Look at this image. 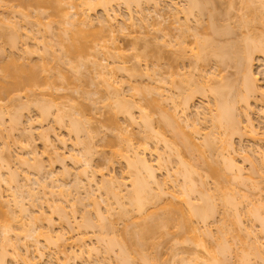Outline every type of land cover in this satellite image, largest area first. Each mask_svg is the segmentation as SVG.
Instances as JSON below:
<instances>
[{"label": "rangeland", "instance_id": "374dc122", "mask_svg": "<svg viewBox=\"0 0 264 264\" xmlns=\"http://www.w3.org/2000/svg\"><path fill=\"white\" fill-rule=\"evenodd\" d=\"M88 1L50 0L47 4L41 5L44 7H38L33 3V5H29V3L24 5L21 0H0V83L3 80V67L13 61L39 64L43 60L44 64L43 61L41 64L45 65V69L41 72L43 76L41 81L45 84L31 89L21 87L16 91H0V173L2 174L0 176L7 180V185L12 187L9 191L6 184H0V191H2L0 202L3 206L1 207L3 211H0V245L4 241L2 240L3 232H1L4 226L10 225L8 232H11L8 233L11 243L9 246L4 243L8 253L4 252L5 257L3 255L4 260L2 259V261L4 262L2 264H125L127 261L130 262L129 264H203L209 252L217 247L218 238L216 239V236L218 237L220 230L218 227H221L223 221L226 222V226L228 224L230 229L228 231L227 228L225 229L226 226L222 225L225 230H221H227V235L226 232L224 233L226 237L221 235L222 241L227 244H224L227 247H225L226 250L220 254V258L224 259V264H264V222L261 221L262 217L264 221V206L258 207L257 205L258 202L264 204V54H262L264 50H259L260 52L254 50V54H252L254 59L252 58L253 64L250 66L252 69L250 72L256 79L254 84L256 82L257 90L251 89L253 93L247 92L241 85L244 73H246L243 71L245 68L239 72L237 68H241L242 65L236 66L235 69L237 61L233 62L240 59L238 54L242 57V51H245L243 49L246 46L244 41L248 36L249 40H253V42H249L247 39L248 44L251 43L250 46L253 45L252 43H257L262 48L263 43H260L264 40V0H207V2H201L202 4L206 3V5H200L202 9L207 7V10L204 8L205 12L201 11L203 17L200 13L201 17L198 16L193 10L194 17L189 15L188 21L185 22H188L189 24H187L193 29L201 26L195 29L197 34L199 29H202V32L199 31L198 34L199 39L202 40L208 35L210 38H206H209L210 45L213 42L216 43L213 46L218 44L222 48L226 42L231 44L235 42L238 43L237 47L242 53L238 50L237 56L233 53L236 57L231 58L232 56L228 52L232 53L230 50L235 43L231 48L230 44H226L225 46H229L228 49H230L227 50L225 47L221 49L228 51L227 54L225 52L223 60L217 58L218 52L216 54L215 51L209 49V53L212 51L215 56H211L212 52L209 55L205 51L203 52L205 53L204 58L201 53L200 58L202 57V59L196 61L194 57L189 56L191 49H195V39L189 37L192 34L187 35V32L192 33L193 29L190 28L186 32L184 28H177L185 23L184 21L182 24L179 23L183 20L184 12H178L177 15L174 12V7H182L181 10L186 9L187 0H156V3H152V0H141L139 5L136 3L134 5L132 2L131 5L126 4L124 0H114L108 4L107 11L100 6L87 9L85 2ZM37 11L40 13L39 16L36 14ZM207 12H212L213 16L211 17ZM105 14L108 16L105 17ZM176 16L181 19H178L179 22L176 20ZM107 17L110 20V26L104 27L98 34L94 54L91 52L86 57L87 60H84V64L82 62V66H77L78 70L76 68L68 71L66 65L69 63L65 61L71 59L67 58L68 54L64 48L70 43L71 34L77 29L97 31L101 25L97 20ZM34 18H38V20L41 18L39 25L35 23ZM87 18L92 20L91 25L82 24L81 19ZM199 18L202 19V22ZM210 19L216 20L213 26L217 24V28H220V25L222 27L223 24L224 26L228 25V28H231H229L231 31H229L231 34L228 32L229 36L234 33V37L228 38L227 33L221 37L218 36L220 40L216 34V37L211 34L212 38L209 35L210 30H207V26H211L208 25ZM218 21L219 23H217ZM33 23L37 26H34ZM244 23L247 28L243 25ZM204 24L207 25L206 28L203 27ZM225 27L223 28L226 29ZM178 29L186 32V38H188V40L185 38L184 44L182 43L183 47L185 46L189 51L186 53L187 50L184 47L185 58H178L180 53L175 50L179 46L174 44L177 37L179 39ZM14 30L16 31L15 37ZM204 31L209 33L206 32V35ZM26 34L36 36L38 43L36 42L34 45L33 39L24 38ZM203 34L206 36L202 37ZM223 37L225 40L227 39L226 42H223L225 41ZM214 38L218 39V43L217 39L213 41ZM196 39L198 40V37ZM12 40L15 42V47L11 46L14 43ZM24 47H27L31 53L24 54L21 51ZM215 49L213 48V50ZM178 50L181 51V49ZM51 51H54L52 55L57 56L52 57ZM107 51H110L115 57H111ZM173 51H176L174 54L178 55L177 60L174 58L176 56ZM186 54L188 55L186 56ZM183 55L184 53L181 56ZM242 60L240 59L238 62L241 63ZM93 62L104 67L102 68L103 72L110 73L109 81H122L123 84L120 86V82L114 83L115 85L112 83L116 88L108 87L96 74L98 68L96 67V70ZM237 65L239 64L237 63ZM118 66H124L125 69ZM172 72L174 74L177 72L181 77ZM63 76H67V78H63ZM190 79L193 82H189ZM157 87H160L159 91L163 97L156 94ZM211 87L222 91V97L226 101L223 105H227L226 108L234 106V108L232 106L230 108L231 110L235 109L232 110V113L239 119L238 131L230 133L228 127L224 126L223 128V122L219 120V123L216 122L217 120L216 123L214 122L212 116L218 114L216 105L220 104L217 100L222 97L215 99L220 93L213 97V94L216 93L211 91ZM191 89H195V92L191 93L190 97L186 94L189 98H187L186 104L183 96ZM166 96L167 98H165ZM122 97L127 104L126 108L130 107L128 110L132 113L133 119L131 120L127 119L126 114L123 115L116 111V104L122 103H117L118 99L124 100ZM227 103L231 105L228 106ZM173 104L177 105V107L173 106L177 108H175L177 113L181 108L185 109L183 110L184 116L179 112L178 118L175 111L181 130L179 127H172L176 122L175 116H173L175 119V122H172L173 125L169 115H167L169 120L163 118L165 122L161 121L160 109H165L164 111L172 115L174 113L172 111ZM223 105H219L220 108ZM43 108L46 110V113L45 110L42 112L45 113L44 115L40 113ZM231 110L229 109L230 112ZM143 112L145 113L143 118L153 128L146 134L145 139L147 131L143 133V130L146 129L141 116ZM183 117L188 120L184 122ZM164 123L168 127H165ZM191 124L193 127L196 126L197 130L199 129L197 131L194 128L197 133L193 131ZM250 125L254 129L253 134H249ZM169 126L178 129L174 131ZM71 127L77 129L73 130ZM176 132L179 135H188L197 145L194 147L190 140L192 147L186 149L188 146H182V143H179L182 138L176 134L180 139L178 143L185 147L182 148L176 143L182 148L179 151H183L180 157L193 167L190 178L193 180L195 188L190 190L191 192L187 190L191 202L193 199L195 204H203L204 199L205 202L209 201L208 205L215 203L216 206V208L214 207L215 214L207 217L203 220L204 222L196 218L193 219L192 225L195 230L191 234L185 229L177 227L176 223L180 220V214L171 208L170 204L178 205L184 211L187 206L179 204L170 195L153 198L144 205L140 212H132L128 198L123 197V194L125 196L126 191L130 189L129 181H124L125 184L119 187L118 191L114 190L111 184L110 187L107 185L109 188L112 187L114 192L120 193H117L119 198L123 197L119 200L121 204L119 206L124 210L127 207L126 209L132 212L128 211L131 214L123 216L117 212L118 209V211L121 209L116 206L117 201L112 203L115 197L112 196V193L109 196L110 193L106 194L108 191L104 190L107 188L105 186L108 182L104 181L106 182L104 186V183L100 181V173L112 175L119 180L123 176L126 177L128 173L131 174L132 171L130 172V169L128 170L126 167V161L121 156L114 154V151L123 153L126 142L130 139L135 146L145 147L144 156L148 160H152L157 181L162 188L165 187L168 191H173L177 197L181 186H184L182 188L185 189L187 185V182L183 180L185 171L182 166L177 165V160L175 162L174 159L176 156L174 148H179L174 146L178 145L172 144L173 148L170 146L172 149L165 147L173 142L171 140L177 142L178 138L174 137ZM209 133L212 134H210L211 137L208 136ZM212 136L216 138L215 142L212 140L214 143L211 148L210 143L209 145L204 143H207L205 138L211 139ZM187 139L189 141V138ZM164 140L171 142L165 145ZM182 141L188 144L184 139ZM222 141L223 143L220 145L219 143ZM225 143L230 147L228 146L222 153L219 147L223 148ZM223 144L224 146H222ZM53 148H57L58 157L50 158V155L48 158V153ZM29 151H34L38 160H32ZM70 153L73 156L76 155L77 163V160L73 161L69 158ZM155 154H162L163 161H160L164 165L161 169H158L154 163ZM223 154L225 156L229 154L234 163L241 166V177L229 179L232 174L227 173L228 169L224 170L225 165L221 160ZM84 163L86 166L89 163L91 168H86ZM3 164L6 167H3ZM37 165L44 168L41 167V170L37 168V171ZM7 167L8 169H6ZM83 167L88 169L84 168L87 172L85 174L82 172L84 176L80 172ZM214 168H217L216 171L222 169V177L215 178L217 173L213 170ZM230 172L234 171L229 170ZM92 173L95 184L89 183ZM141 174L143 175L142 172ZM200 174L203 177L202 184L198 180L201 178ZM25 176L29 179L25 180ZM90 180L92 181V179ZM215 183L219 185L218 188ZM16 187L17 189L22 188L21 192H23L20 194V190L16 191ZM26 189H33L29 193L31 196L26 194L27 192L24 191ZM14 191L16 192L14 193ZM17 192L21 197L18 201L22 200L19 202L21 205L23 204V208H26L25 214L22 210L19 211L20 206L17 207L13 204L10 193H14L13 197L15 198ZM221 197L231 200V204H236V209L239 211H237V218L230 206L226 207L218 202V198ZM105 198H108L106 199L108 203L110 202L106 207L109 213H106ZM111 203L115 205L112 207ZM96 207L103 215H100L101 219L96 215ZM10 213H14V215ZM171 214L173 220H168L171 221L170 223L166 221L167 219L166 222H163L164 218H169L172 216ZM6 215H8L7 219L9 215L14 218L12 220L9 218L7 221ZM151 220L155 222L159 220L160 223L168 224H164L165 226L160 229V225L153 224L157 225L154 227L156 230L154 228L152 230L155 233L152 232L151 236L150 234L149 236L145 235L148 238L145 237V243H143V238V246L140 245L143 247H141L142 251L139 247L141 252L138 251L140 253L134 254L133 251L138 250L136 249L138 246L136 248L134 246L137 244L138 235L143 230L141 227H145V223L151 226ZM85 221L86 223H84ZM20 226L24 230L20 229ZM28 229H30L31 237L25 236ZM17 234L19 241L14 238ZM101 236L105 237V241L100 240ZM134 240L135 250L130 249L129 251V256L132 255L131 258L126 256L123 259L122 255L120 256L121 249L119 247L126 244H123L124 241H133L130 243H134ZM106 242L112 246L111 249L109 248L110 250L105 249L104 246L109 247ZM128 246L132 248V245L128 244ZM1 248L5 247L1 246ZM131 250L133 251L131 252Z\"/></svg>", "mask_w": 264, "mask_h": 264}, {"label": "bare ground", "instance_id": "6f19581e", "mask_svg": "<svg viewBox=\"0 0 264 264\" xmlns=\"http://www.w3.org/2000/svg\"><path fill=\"white\" fill-rule=\"evenodd\" d=\"M21 1H23L22 3L24 4V5H26L27 3H29V5L31 4V5H37L38 7H44V6H41V5H44V4H47L50 0H21ZM110 1H114V0H97V1H94V0H92V1H88V2H85V4L87 5V9H91V8H93V7H96V6H100V7H102L103 8V10H105V11H107V6H108V4H110ZM143 1H151V0H143ZM186 1V0H185ZM24 2H26V3H24ZM124 2L126 3V4H130L131 2L132 3H134V5H135V3H136V5H139L140 3L139 2H141V0H124ZM157 1L156 0H152V3H156ZM188 4H186L185 6H186V9H180V8H182V7H180V8H177V7H174L173 9H174V12H176L175 14L177 15V13L178 12H184L183 14H184V16H183V20H182V22L180 21H178V19H180V18H178L177 16L175 17L176 18V20L179 22V23H184L185 21H188V16L190 15V16H193L194 14H192L193 13V10H194V12L196 11V14H198V16H200L199 15V13L201 14L203 11H204V8L207 10V7H203V9H202V6H200V5H206V3H204V4H202L201 2H207V0H205V1H201V0H187L186 1ZM200 2V3H199ZM33 3V4H32ZM28 5V4H27ZM131 5V4H130ZM157 5H158V3H157ZM157 5H155V6H157ZM215 6H217V5H215ZM216 8V7H215ZM213 9V8H212ZM205 10V11H206ZM209 10V9H208ZM82 11V10H81ZM202 11V12H201ZM204 11V12H205ZM216 11V10H215ZM215 11H212V12H215ZM38 12V11H37ZM212 12H207V13H209L210 14V16L212 17L213 16V14H212ZM106 13V12H105ZM36 14H38V16L40 15V13L38 12V13H36ZM81 14H83V13H81ZM174 14V15H175ZM212 14V15H211ZM216 14H217V12H216ZM202 15V14H201ZM214 15H215V13H214ZM105 17L106 16H108L107 14H105L104 15ZM217 16H219V15H217ZM37 17V16H36ZM194 17V16H193ZM201 17V16H200ZM202 17H203V15H202ZM207 17H209V15H207ZM210 17V18H211ZM39 18V17H38ZM38 18H34V21H35V23L37 24V25H39V22H40V19L38 20ZM214 19H215V16L213 17ZM101 19V18H100ZM100 19H98L97 21H98V23L99 24H101L100 25V28L97 30V31H83L82 29H77V31H75L74 33H72L71 34V37H70V43H68L67 45H66V47L64 48V50H65V52L68 54V56H67V58H70L71 60H69V59H67V61H65V62H67V63H69V64H67V63H64L67 67L66 68H68L67 70L69 71V69H70V71H72V70H75L76 68H77V66L79 67V65L80 66H82L83 64H84V60L86 59L87 60V56L88 55H90V53L91 52H93V54H94V52H95V49H96V46H97V42H96V39H97V37L99 36L98 34H100V31L102 30V29H104V27H108V26H110V20H109V18L107 17V18H105V19H103V20H100ZM130 19V18H129ZM199 19H201V18H199ZM216 19H217V17H216ZM218 19H219V17H218ZM181 20V19H180ZM34 21H32V22H34ZM54 21H56V20H54ZM184 21V22H183ZM194 21V20H193ZM201 22H202V19L200 20ZM204 21V20H203ZM208 21H209V19H208ZM207 21V22H208ZM213 20H211L210 19V22H208V25H211V26H207V30L209 31L210 30V32L211 33H209V32H207V33H209V35L210 36H212V35H214V37H216V35H217V38H218V36L219 37H221V36H223V35H226L229 31H230V29L228 28V25H226L225 24V26H227V27H225L224 26V24L223 23H221V24H223L222 25V27H221V25H220V28H217V24H214V26H213V23H216L215 21L216 20H214L213 22H212ZM68 22V21H67ZM81 22H82V24H84V25H86V26H88V25H91L92 24V20L91 19H81ZM196 22V21H195ZM245 22V21H244ZM188 23V22H187ZM186 22L184 23V24H182L183 26H181L180 24V26H178L177 28H184V31H185V29H186V32L188 31V29L190 30V28H191V30L193 29L191 26H189L188 24H187ZM210 23V24H209ZM217 23H219V21L217 22ZM246 23H247V21H246ZM34 24V23H33ZM36 24H34V26L36 25ZM197 24V23H196ZM195 24V25H196ZM199 24V23H198ZM202 24V23H201ZM36 25V26H37ZM200 25V24H199ZM203 25V24H202ZM243 25H245V23L243 24ZM197 26V25H196ZM195 26V27H196ZM206 26H205V24H204V26L203 27H205L206 28ZM201 27V26H200ZM199 26L197 27V28H200ZM212 27V28H211ZM223 27H225L226 29H224ZM245 27H246V25H245ZM176 28V29H177ZM197 28H195V29H197ZM209 28V29H208ZM247 28V27H246ZM195 29H193V32L191 33V32H187V35L188 34H192V35H190L189 37L191 38V39H195V41H194V45H195V49L193 48V49H191V51L189 52L188 50H187V48L185 47V49L187 50L186 51V53L187 52H189V53H191L189 56H192V57H194L195 58V61L197 60V59H202V57L200 58V56H202L201 55V53H203V52H205V53H209V49H211L213 52L215 51V53L216 54H218L219 53V56L217 55V58L219 57L220 59H222L226 54H227V50H229L230 48H231V46H232V44H234V43H227L226 42V40L229 38V37H232L233 35H234V33L232 34V36H229L231 33V31L227 34V36H228V38L226 37V36H224V37H226L227 39L225 40V38L223 37V39L225 40V41H223V39L221 40V44H222V41L223 42H226L225 43V45L226 44H230V48L228 49V47L227 46H223L222 48H224L225 47V49H227V50H221L222 48L221 47H219V45L217 44V45H215V46H213L214 44H216V43H211V45H210V41H209V36L206 34V32L204 31V33L207 35H204L203 34V36L202 35H200V36H202V37H204V36H206V37H209L208 39L206 38V37H204V39H202L201 40V38L199 39V31H201L200 29H199V31H198V34H197V32H196V30ZM212 29V30H211ZM38 30V29H37ZM179 30V31H178ZM177 31H178V34L179 35H177V36H179V39H178V37H177V39H176V43H174L175 45H179V46H177L176 47V51H177V53H180V54H178V55H180V56H178L177 54L175 55L174 53H176V51L174 52L173 51V54L176 56V57H174V58H176V60H177V56H178V58H183L184 56H185V52H184V47H183V44H184V42H185V38L187 37L186 36V32H184L183 30V32L180 30V29H178ZM36 31V30H35ZM35 31H33V32H35ZM195 31V32H194ZM16 31L14 30V32H13V35H14V37L16 36V34H14ZM182 32V33H181ZM202 32V31H201ZM200 32V33H201ZM213 32V33H212ZM247 32V31H246ZM194 33V34H193ZM202 34V33H201ZM212 34V35H211ZM216 34V35H215ZM245 34H247V33H245ZM195 35V38H193V36ZM196 35H197V37H198V40L196 39L197 37H196ZM24 36V35H23ZM161 36H163V35H161ZM248 36V35H247ZM234 37V36H233ZM232 37V38H233ZM236 37V36H235ZM246 37V36H245ZM24 38H26V39H33V41L35 42L34 43V45L36 44V42L38 43V38L35 36H33V35H25L24 36ZM212 38H213V36H212ZM217 38H214L213 39V41H216L215 39H217ZM13 39H15V38H13ZM187 40H188V38H186ZM219 40H220V38H218ZM218 39H217V43H218ZM246 39V38H245ZM247 39L249 40V36L247 37ZM247 39H246V41H247ZM179 40V41H178ZM186 40V41H187ZM262 40V39H261ZM260 40V41H261ZM229 42H230V39L228 40ZM234 41V40H233ZM246 41H244V43H245V45L247 46H245V48L243 49V50H245V51H240L239 50V48L237 47V44L235 43V50L233 51V49H234V46H232V48H231V50L230 51H232V53H229L228 52V54L230 55V56H232L231 58H233V56L234 57H236L237 56V54L239 53V52H241L243 55H242V57H241V55L240 54H238V57H240V59L242 60V58H243V60L241 61V63L240 62H238L239 60H234L233 62H236L237 61V63L239 64V65H237V63L235 64V69L238 67V66H240V65H242L241 66V68H237L238 69V71L239 70H241V69H243V68H245L246 69V71H245V69H243V71L244 72H246V73H244L242 76H243V80L241 81V85L242 86H244V90H246L247 92H249V93H253V91H257L256 90V86H255V84H256V82H255V84H254V81H256V79L254 78V76L252 75L253 73L252 72H250V70H252L251 69V67L250 66H252V58L254 59V57H252V54H254V50L255 51H258V52H260V51H263L264 50V40L260 43V44H262V48L261 47H259L258 45H257V43H252L253 45L252 46H250L249 44H251V43H249L248 44V41L246 42ZM259 41V42H260ZM12 42H14V40H12ZM249 42H253V40L251 39V40H249ZM183 43V44H182ZM191 43V42H190ZM247 43V44H246ZM224 44V43H223ZM187 45H188V43H187ZM248 45H249V47H248ZM12 47H15V42L11 45ZM211 46V47H210ZM239 46V45H238ZM61 47V46H60ZM189 47V46H188ZM210 47V48H209ZM181 49V51L180 50H178V49ZM190 48V47H189ZM208 48V49H207ZM213 48L215 49V50H213ZM246 48H247V50H246ZM59 49H61V48H59ZM258 49V50H257ZM262 49V50H261ZM48 50H50V49H48ZM204 50V51H203ZM210 50V51H211ZM217 50V51H216ZM238 50H239V52H238ZM260 50V51H259ZM21 51L24 53V54H30L31 53V51L27 48V47H24L23 48V50L21 49ZM57 51V50H56ZM208 51V52H207ZM211 51V52H212ZM220 51H221V53H220ZM222 51H224V53H222ZM47 52V51H46ZM54 53V51H51V53H50V55H52L53 53ZM108 52V54H110V56L112 57V56H114V54H111V52L110 51H107ZM210 52V53H211ZM212 52V54H211V56L213 55V56H215V54ZM218 52V53H217ZM225 52H226V54H225ZM253 52V53H252ZM264 52V51H263ZM262 52V54H264ZM184 53V55L183 56H181L182 54ZM205 53H203V58H204V55H205ZM210 53H209V55H210ZM233 53L234 54H236V56L235 55H233ZM220 54H221V56H220ZM225 54V55H224ZM188 54H186V56H187ZM228 55V56H229ZM240 55V56H239ZM54 55H52V57H53ZM55 56H57V55H55ZM54 56V57H55ZM228 56H226V57H228ZM115 57V56H114ZM238 57H237V59H238ZM161 58V57H160ZM185 58V57H184ZM214 58H216V57H214ZM234 59V58H233ZM236 59V58H235ZM223 60V59H222ZM43 60H41V62H42ZM69 61V62H68ZM218 61V60H217ZM41 62L39 63V64H35V63H32V64H30V63H22V62H16V61H13V62H11V64H6L4 67H3V80L1 81V83H0V91H3V92H7V91H16V90H18L19 88H21V87H27V88H29V89H31V88H36V87H39V86H41L42 84H45V82H43L42 83V79H43V76L41 75V72H42V70L43 69H45V65H43L44 64V61H43V64H41ZM83 62V64L81 65V63ZM172 62H173V60H172ZM174 62H175V59H174ZM220 62H221V60H220ZM94 63V65H95V68L97 67L98 68V70H97V68H96V70H97V75H98V77L100 78V80H102V82L104 83V84H106L108 87H112V88H116V87H113V85H115L114 83H118V82H120V86H121V84H123V82L122 81H113V82H111V81H109V79H108V77L110 78V73L109 72H103L102 71V68H104V67H101V65L99 64V63H96V62H93ZM176 63H177V61H176ZM69 66V67H68ZM237 66V67H236ZM244 66V67H243ZM119 68H121V69H125V67L124 66H118ZM48 68H50L49 66H48ZM62 68V67H61ZM72 69V70H71ZM79 68H77L76 70H78ZM60 70V69H59ZM125 71V70H124ZM243 71H241V72H243ZM60 72V71H59ZM75 72H77V71H75ZM240 72V71H239ZM173 74H174V72H172ZM179 73V72H178ZM61 74V73H60ZM172 74V75H173ZM175 74H177V72L175 73ZM174 74V75H175ZM181 74V73H180ZM184 74V73H183ZM182 74V75H183ZM62 75V74H61ZM178 75V74H177ZM64 76H65V74H64ZM63 76V78H67V76L66 77H64ZM179 76V75H178ZM53 77H55V76H53ZM179 77H181V76H179ZM181 81V80H180ZM190 81H192L191 79L189 80V82ZM193 82V81H192ZM112 83H113V85H112ZM243 83V84H242ZM212 88V87H211ZM210 88V89H211ZM254 88V89H253ZM251 89H253V91L251 90ZM160 90V87L158 88L157 87V90L155 91V92H157L156 94L159 96V97H163V94H161V91H159ZM217 90V91H216ZM218 90H220V89H217V88H212L211 89V91H213V93L215 92L216 94H213V97H214V95H219V94H217V93H220V95L218 96V97H215V99L217 98H221L222 96H223V94H222V91L220 90V91H218ZM245 91V92H246ZM193 92H195V89H191L189 92H187V93H185V95L183 96V100H184V103H186V101L188 102V96L189 95H191V93H193ZM189 93V94H188ZM249 93H247V94H249ZM188 96H187V95ZM264 94V93H263ZM263 94H261V95H263ZM190 97V96H189ZM123 98V97H122ZM165 98H167V96L165 97ZM188 98V99H187ZM124 99V98H123ZM119 101L117 102V103H119V102H122L121 104H116V107H117V109H116V111L118 112V113H121V114H126L125 116L127 117V119H129V120H131V119H133V117H132V113H131V111L130 110H128V108H130L129 106H128V108H126L127 106V104H126V102H125V99L122 101H120V99H118ZM182 100V101H183ZM220 102V104L218 103V102ZM216 102L218 103V105H216V106H218V108H217V110L215 109L214 111L216 112L217 111V115L215 116H212L213 117V120H214V122L216 121V122H218V120L220 121V122H223V124H221V125H223V128H224V126H226V127H228L227 129L228 130H230L229 132L231 133V131L233 132V131H238L239 130V119H238V117H236L233 113H232V110H235V109H233L234 108V106H232L231 104H229V103H227L228 104V106L229 105H231L233 108H232V110H231V106H229V109L231 110V112L229 111V109L228 108H226V106L227 105H223V103H226V101H225V99L222 97L220 100H217ZM223 101V102H222ZM225 101V102H224ZM215 102V103H216ZM124 103H125V105H124ZM183 103V102H182ZM187 104V103H186ZM186 104H183V105H186ZM121 105V106H120ZM176 105V104H175ZM174 104L172 105V107L173 106H175ZM222 106L223 105V107L222 108H220V106ZM234 105V104H233ZM120 106V107H119ZM122 106H123V108H122ZM225 106V107H224ZM176 107H177V105H176ZM176 107H173L174 108V110H173V108H172V111H174V113L173 112H171V113H173L172 115L171 114H169V113H167L166 111H164L163 109L161 110L160 109V113H161V121H162V123L163 122H165V120H163V118L165 119V118H167L168 120H169V117H171V119H173V120H171L170 119V121H171V123L174 121L175 122V119H176V122L174 123L175 125L176 124H178V120H177V118L179 117L178 116V114H179V112L184 116V114H183V110H185V109H183L182 110V108L180 109V111L178 110V113H177V108ZM215 107V106H214ZM44 108H45V106H44ZM41 109L40 110V113L42 114V115H44L45 113H46V110L45 109ZM176 108V109H175ZM185 108V107H184ZM44 110H45V113H42V112H44ZM175 111H176V113H175ZM182 111V112H181ZM215 112H214V114H215ZM234 112V111H233ZM142 113V112H141ZM202 113V112H201ZM235 113V112H234ZM177 115V118H176V115ZM167 115H169V117H167ZM141 116H142V119H143V122L145 123V124H143L144 126H145V131L143 130V133H145L146 131V133H145V136H144V134H143V136H144V139H145V137H146V134L149 132V131H151V130H153V128H152V126L150 125V123L145 119V118H143V117H145V113L143 112V114H141ZM173 116H175L174 118H173ZM182 117V116H181ZM184 119H183V121L184 122H186V120H188L187 118L185 119V117H183ZM247 118V117H246ZM212 119V118H211ZM248 120H249V118H247ZM246 119V120H247ZM247 120V121H248ZM213 122V123H214ZM215 122V123H216ZM219 123V122H218ZM75 124V126L78 128V126L76 125V123H74ZM74 124H73V127H74ZM165 124V127H168V125L166 124V123H164ZM219 124V125H220ZM167 125V126H166ZM172 125H173V123H172ZM175 125H173L172 127H179V124L177 125V126H175ZM75 127V129H77ZM169 127H171V126H169ZM171 127V128H172ZM191 127H192V129H193V131L194 132H196V126H192V124H191ZM226 127H225V129H226ZM250 127V129H249V134H253L254 133V129H253V127L250 125L249 126ZM72 128V127H71ZM174 128H172L174 131L176 130L177 131V129L178 128H176V129H174ZM181 127H179V129H180ZM194 128L196 129V130H194ZM73 130H75L74 128H72ZM181 130V129H180ZM179 130V131H180ZM199 130V129H198ZM197 130V131H198ZM172 131V130H171ZM178 132H176L175 133V138H178V140L177 139H175V140H177V142L176 141H174V140H171V141H173L170 145L168 144V143H170L169 141L167 142L166 140H164V142H165V145L166 144H168V146H165V147H169V148H171L170 146H172V148H173V145L172 144H174L175 143V145H178L179 143L181 144L182 143V146L183 145H185V147L186 146H188V147H186V149L187 148H190L191 149V147H192V144H193V146L195 147V146H197L191 139H190V137L188 136H185V135H179V134H177ZM197 133V132H196ZM176 134H177V136L179 135V137L180 138H182V139H184L188 144H186L185 142H183L182 141V139L180 140L179 139V137H177L176 136ZM211 133H209V137H211V135H210ZM205 135H207V134H205ZM181 136H183V137H181ZM208 136H204V137H208ZM189 138V141H188V139L187 138ZM172 138V137H171ZM216 137H213L212 136V138L211 139H208V138H205L206 139V141H205V139H204V141L205 142H207V143H204L205 145L207 144V145H209V143H210V147H211V145H212V143H214L215 141H214V139H215ZM174 139V138H173ZM182 141V142H180V141ZM190 140H191V142H192V144L190 143ZM210 140V142H208V141ZM212 140L214 141V142H212ZM178 141H179V143H178ZM145 142H147L146 140H145ZM144 142V143H145ZM176 143H178V144H176ZM217 143V142H216ZM223 143V141L221 142V143H219L220 145ZM179 144V145H180ZM174 146V147H179L178 149L177 148H174L175 149V152H174V154L176 155L175 157H174V159H175V162H176V160H177V162L176 163H178L177 165H179V166H182V169L185 171V173H184V175H183V180H184V182H187V185H186V188L185 189H183L182 187H184V186H181V188H180V191H179V194H178V196L176 197L175 195H174V192L173 191H168L165 187L164 188H162V186L160 185V183H159V181H157V179H156V175L154 174V172H155V168H154V166H153V164H152V160H148L145 156H144V151H145V147L144 146H142L141 148L139 147V146H135L132 142H131V140L129 139L127 142H126V146L124 147V152L123 153H121L120 151H114V154L115 155H119V156H121L125 161H126V167L128 168V170L130 169V172H131V174L130 173H128V175L125 177V176H123L122 178H121V180H119V179H117V178H115L114 176H112V175H109V174H107V175H104V174H102V173H100V181L102 182V183H104V186H105V184H106V182H108L107 184H106V186L105 187H107V185L110 187L111 185H112V187H114L113 189L114 190H117L119 187H121L122 185H124L125 184V182L124 181H126V180H128L129 181V183H130V189H128L127 191H126V195L124 196V194H123V197H127L128 198V204H129V206L131 207V210H132V212L134 211V212H140L143 208H144V205L146 204V203H148L150 200H153V198L155 199L156 197H159L160 198V196H162V195H170L173 199H176L177 201H178V203L179 204H184V205H186L187 206V208H186V210L184 211V210H181V208L178 206V205H174V204H170V207L171 208H173L174 210H176L177 212H179V214H180V220L176 223V225H177V227L178 228H181V229H185V231H188L190 234H191V232L192 231H194L195 230V227H193V225H192V221H193V219L194 218H196V219H198L199 221H203V220H205V219H207V217H211V216H213L214 214H215V212H214V209L216 208V206H215V203H212V204H209L208 205V203L207 202H209V201H207L206 199V202L204 201V199H203V201L202 202H204L203 204H200V203H198V204H195L194 203V200L192 199V202H191V198L188 196V192H187V190H191L192 191V189L193 188H195V184H194V182H193V180L190 178V172H193V167H191L192 165H190V164H188V163H185V161H183L182 160V158L180 157L181 155V152L183 153V151H179L180 150V148L182 147L181 145V147L180 146ZM227 144L225 143V146H226ZM222 146H224V144L222 145ZM225 146L223 147V148H225ZM228 146H229V144L227 145V147L225 148V149H223L221 146L219 147V149H221L222 150V153H224V151L228 148ZM185 147H182V148H185ZM209 147V146H208ZM230 147V146H229ZM171 148V149H172ZM182 148H181V150H182ZM212 148V147H211ZM173 149V150H174ZM185 149V150H186ZM221 150H220V153H221ZM202 151V150H201ZM29 153V156L31 157V159L32 160H34V161H36V160H38V156H37V154L34 152V151H29L28 152ZM200 153H202V152H200ZM58 150H57V148H53L52 150H51V152H49L48 153V158H49V156H50V158L51 157H58ZM226 154V153H225ZM225 154H223V157H221V160H223V162L224 163H222V164H224L225 166H224V170H226V169H228V171H227V173L230 175V174H232L231 176H230V178L229 179H231L232 177L233 178H235V179H238L239 177H241V174H242V172H240V170H241V166H239V165H237L236 163H234V161H233V159L231 158V157H229L230 155L229 154H227L228 156H225ZM76 156V155H75ZM75 156H73V154H69V158L70 159H72L73 161H76V163L78 162V159L75 157ZM200 156H201V154H200ZM221 156H222V154H221ZM162 154H155V158H153L154 159V163H155V165H156V167L158 168V169H161L162 168V165H164V164H161V161L160 160H162ZM202 157V156H201ZM86 161V160H85ZM163 161V160H162ZM205 161V160H204ZM87 162H89V161H87ZM87 162H85V163H87ZM165 162V161H164ZM85 163H84V166H86L85 165ZM236 164V165H235ZM5 165H6V163H5ZM4 164H3V167H6ZM8 165V164H7ZM239 166V167H238ZM41 167H43V166H41ZM40 166L38 167V165L36 166V170L38 171V169L37 168H39V170H41L40 168H41ZM87 167H90L91 168V165H89V163L87 164V166H86V168ZM130 167H132V168H130ZM44 168V167H43ZM85 167H83V169H81L80 170V172H81V175H83L82 174V172H84V174H85V172H86V170H88V169H84ZM134 168V169H133ZM188 168H190V169H188ZM253 168V167H252ZM255 168V167H254ZM6 169H8V167L6 168ZM216 169L217 168H214L213 170H215L216 171ZM84 170V171H83ZM195 170V169H194ZM222 169L220 168L219 170H217L216 171V173H217V176H215V178H219V177H222L221 176V174H222V171H221ZM229 170L230 171H234V172H230L229 173ZM7 171V170H6ZM45 171H46V169H45ZM212 171V170H211ZM221 171V172H220ZM42 172V171H41ZM141 172L143 173V175L141 174ZM196 172V171H195ZM224 172V171H223ZM48 173H50L49 171H48ZM87 173V172H86ZM213 173H214V171H213ZM1 174V173H0ZM11 174V173H10ZM198 174V173H197ZM2 175V174H1ZM50 175H51V173H50ZM50 175H48V176H50ZM80 175V176H81ZM228 175V176H229ZM12 176V175H11ZM52 176V175H51ZM50 176V177H51ZM84 176V175H83ZM87 176V175H86ZM91 177H89V183H93V184H95V182H94V180H93V173H92V175H90ZM105 176H106V179H105ZM104 177V178H103ZM198 177H199V175H198ZM200 177H201V174H200ZM81 178V177H80ZM84 178V177H83ZM86 178V177H85ZM103 178V179H102ZM168 178V177H167ZM24 179L25 180H27V179H29V178H27L26 176L24 177ZM90 179H92V181L90 180ZM102 179V180H101ZM203 177H201V178H199L198 180L200 181V184H202L203 183ZM81 180H82V178H81ZM87 180V179H86ZM7 180H5L3 177H1L0 176V184L1 183H3V184H6L7 182H6ZM52 181V180H51ZM91 181V182H90ZM104 181H106V182H104ZM201 181H202V183H201ZM218 181V180H217ZM36 183H38V182H36ZM78 183V182H77ZM218 184H219V182H217ZM2 184V185H3ZM16 184V183H15ZM86 184V183H85ZM111 184V185H110ZM114 184V185H113ZM216 184V183H215ZM218 184H216L217 185V188H218ZM91 185V184H90ZM216 185H215V189H216ZM6 188L10 191L11 189H12V187L8 184H6ZM53 186V185H52ZM86 186V185H85ZM84 186V187H85ZM89 185L87 184V187H88ZM171 186H174V185H171ZM17 187H22V186H17ZM17 187H16V191H18L19 192V190H20V194L23 192H21V189H17ZM82 187H83V185H82ZM81 187V188H82ZM109 187H107L108 188V190H106V189H104L105 191H108V192H106V194H108V193H110L109 194V196L111 195V193H112V196H114L115 197V200H113L114 199V197H112L111 199L113 200L112 201V203L113 202H116L117 201V203H115L116 204V206H119V205H121L119 202V200H121L123 197L121 196V198H119V195H117V191H113V189H112V187L111 188H109ZM11 188V189H10ZM90 188H91V186H90ZM116 188V189H115ZM15 189V188H14ZM166 189V190H165ZM0 190H1V188H0ZM23 190V189H22ZM87 190H89V189H87ZM86 190V191H87ZM218 190V189H217ZM16 191H14V193L16 192ZM25 192H27L26 194H28L29 195V193H31L32 191H33V189H26V190H24ZM31 191V192H30ZM90 191V190H89ZM190 191V192H191ZM2 191H0V194H2L1 193ZM17 192V197H19V198H17V197H13V196H15V195H13L14 193H10L11 194V197H12V201H13V204H15V206H17V207H19V211H23L24 212V210L26 209V208H23V204L21 205L20 204V202L22 201H18V199H20L21 197L19 196L20 194ZM63 192H64V190H63ZM91 192H92V190H91ZM62 193V192H61ZM89 193V192H88ZM19 194V195H18ZM34 194V193H33ZM90 194V193H89ZM105 194V193H104ZM118 194H120V193H118ZM22 196V195H21ZM29 196H31V195H29ZM89 196V195H88ZM223 196V195H222ZM0 197H2V195H0ZM106 197H108L107 195H106ZM17 198V199H16ZM22 198H24L23 196H22ZM89 198V197H88ZM110 198V197H109ZM106 199H108V198H105V200ZM126 199V198H125ZM202 200V199H201ZM218 202H221V205H224V206H230V208H231V210L233 209L234 210V212L233 213H235V217L236 216H238L237 215V209H236V204L235 203H232L231 204V200H229L228 198H225V197H221V198H218ZM108 201H110V200H108ZM104 202H106V206H105V208L106 207H108V205H109V203L107 202V200L106 201H104ZM217 202V203H218ZM107 203H108V205H107ZM112 203L110 204L112 207H113V205H115V204H113L112 205ZM125 203V202H124ZM123 203V205L126 207V203L124 204ZM18 204H20V205H18ZM93 204H95L94 202H93ZM206 204V205H205ZM214 204V205H213ZM234 204V205H233ZM261 204V205H260ZM2 205V203L0 202V211L2 212L3 210L1 209V207H3V206H1ZM212 205V206H211ZM217 205H220V204H217ZM257 205H258V207H260V206H264V204H262V202H258L257 203ZM22 206V207H21ZM95 206V205H94ZM111 206H109V207H111ZM8 207H9V205H8ZM111 207V208H112ZM120 207V206H119ZM215 207V208H214ZM98 207H96L95 208V212H96V215L97 216H99V218L101 219V217H100V215H101V211L99 210V209H97ZM121 209H120V211H118L117 210V212H120V215H128V214H131L132 212L130 211V210H127L126 208H125V210L124 209H122V207H120ZM97 209V210H96ZM109 209V208H108ZM106 210H107V208H106ZM113 210V209H112ZM110 211H111V209H110ZM128 211H130L131 213H129ZM106 212V211H105ZM126 212H128V213H126ZM213 212V213H212ZM239 212V211H238ZM5 213V212H4ZM103 213V212H102ZM106 213H109V210H107V212ZM10 214H12V215H14V213H10ZM21 214V213H20ZM24 214H25V212H24ZM211 214V215H210ZM22 215V214H21ZM168 215V214H167ZM170 215V214H169ZM172 215V214H171ZM7 216L8 215H6V220L8 221V219L9 218H11V215H9V217H8V219H7ZM63 216V215H62ZM96 216V217H97ZM101 216H103V215H101ZM15 217H17V215H15ZM164 217V216H163ZM165 217H167V216H165ZM171 217H172V219H171ZM14 218V216L10 219V220H12ZM98 218V217H97ZM237 218V217H236ZM167 219V220H166ZM168 222V223H170L171 221H168V220H173V215L172 216H169V218L167 217V218H164V221L163 222H166V221ZM238 220H239V218H238ZM261 221H262V223L264 222L263 221V217L261 218ZM151 226H148V225H146V223L144 224L145 225V227H141V229L143 228V230H142V232H140V234L138 235V237H137V234H136V237H137V239H136V242H137V244H136V246H134L133 244H135V240H134V243H130V242H133V241H124L123 242V244L124 243H126L125 245H123V244H121V245H123V246H121V247H119L120 249H121V251H119V252H121V254H120V256L122 255V257H123V259H125V257L127 256L128 258L130 257L131 258V256H129V251H130V249H134V247L136 248L137 246H138V248H136V249H138V250H135V251H133V250H131V252L133 251V252H135L134 254H136V253H140L141 251H142V249H141V247L143 246V244H142V242H143V238H144V242L143 243H145V240H146V238H148V236H149V234H150V236L152 235V230H153V228L155 227V226H159V229H160V227H164L165 225H167L168 223H163V222H159V220L158 221H152L151 220ZM159 224H158V223ZM204 222V221H203ZM84 223H86V221L84 222ZM149 223H150V221H149ZM149 223H147V224H149ZM222 223V222H221ZM227 223H228V221H227ZM239 223V222H238ZM153 224H157V225H153ZM165 224V225H164ZM226 224V222L224 223V221H223V223H222V225L224 226ZM163 225V226H162ZM221 225V227H218V230H219V228H220V230L221 229H224V227L226 226H222ZM9 227H10V225H8ZM7 226V227H8ZM220 226V225H219ZM6 226H4V228H5ZM3 228L2 230H1V232H3V234H2V240H4V241H2L3 242V244L5 243V244H7L8 246H9V244L11 243L10 241V239H11V237H10V235L8 234V233H11V232H8L9 230H10V228L8 227V228ZM21 227V226H20ZM145 228V229H144ZM228 229V231L230 230L229 228H228V224H227V226L225 227V229ZM12 229V228H11ZM20 229H22V230H24V228L23 227H21ZM224 229V230H225ZM13 230V229H12ZM11 230V231H12ZM30 229H28V231H26V233H27V235L25 234V236H27V237H31V234L29 235V233H30V231H29ZM154 230H156V228H154ZM218 231V233L220 234H218V237L216 236V239L218 240V241H216V244H217V247L216 248H214V249H212L210 252H209V255H208V257L203 261V264H224V259L222 258H220V254L221 253H223L224 252V250H226L225 249V245H227V244H225V242L224 241H222L223 240V238L221 237V235L223 236V237H226V236H224V233L227 231ZM221 232V233H220ZM15 233V232H14ZM13 233V234H14ZM17 233V232H16ZM135 233H137V232H135ZM155 232H153V234H154ZM8 234V235H7ZM226 235H227V232L225 233ZM145 235H148V236H145ZM10 237V239H9V237ZM13 236V235H12ZM18 234L16 235V237H14V238H16L17 240L19 239L18 237ZM21 236V235H20ZM140 236H143L142 238L140 237ZM220 236V237H219ZM146 237V238H145ZM22 238V237H21ZM104 238L105 237H103V236H101V238H100V240L101 241H103L104 240ZM107 238V237H106ZM111 238H113L112 236H111ZM97 239H98V237H97ZM20 240V239H19ZM18 240V241H19ZM137 240H139V241H137ZM105 241V240H104ZM110 241H112V239H110ZM222 242H224V243H222ZM107 243V242H106ZM109 243V242H108ZM107 243V245H109ZM116 243V242H115ZM3 244L2 245H0V263L2 264V262H4V261H2V259H3V255H4V257H5V254H4V252L5 253H8V251H6L5 249H6V246H5V244H4V246H3ZM112 244V243H111ZM128 244H130V245H132V248H131V246H128ZM225 244V245H224ZM12 245V244H11ZM104 245H106V244H104ZM140 245H142L141 247H140ZM145 245V244H144ZM1 246L2 247H5V248H1ZM134 246V247H133ZM104 247H106L105 249H107V250H110L111 249V247L112 246H110L109 245V247L108 246H104ZM139 247H140V249H141V251H140V249H139ZM110 248V249H109ZM143 248V247H142ZM227 248V247H226ZM14 249V248H13ZM105 252H106V250H104ZM138 251H140V252H138ZM223 251V252H222ZM130 252V253H131ZM133 254V253H132ZM133 254V255H134ZM140 255V254H139ZM223 255V254H222ZM4 260V259H3ZM125 262H126V260H125ZM129 264L130 262L129 261H127L125 264ZM4 264V263H3Z\"/></svg>", "mask_w": 264, "mask_h": 264}]
</instances>
